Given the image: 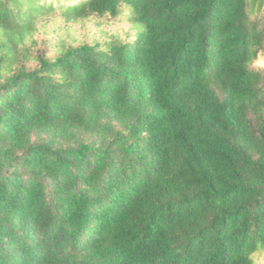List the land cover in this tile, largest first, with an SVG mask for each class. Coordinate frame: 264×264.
Returning <instances> with one entry per match:
<instances>
[{
  "label": "trees",
  "instance_id": "trees-1",
  "mask_svg": "<svg viewBox=\"0 0 264 264\" xmlns=\"http://www.w3.org/2000/svg\"><path fill=\"white\" fill-rule=\"evenodd\" d=\"M263 6L0 0V264H254ZM124 10L130 41L26 43L55 12Z\"/></svg>",
  "mask_w": 264,
  "mask_h": 264
},
{
  "label": "rangeland",
  "instance_id": "rangeland-1",
  "mask_svg": "<svg viewBox=\"0 0 264 264\" xmlns=\"http://www.w3.org/2000/svg\"><path fill=\"white\" fill-rule=\"evenodd\" d=\"M264 12V6L260 13ZM136 26L128 19V13L116 18L90 16L80 20H66L59 12L38 22L35 32L26 41L32 54L57 56L68 46L81 43L126 42L135 37ZM32 65V63H31ZM252 67L264 70V60L258 59ZM254 264H264V252L253 256Z\"/></svg>",
  "mask_w": 264,
  "mask_h": 264
}]
</instances>
